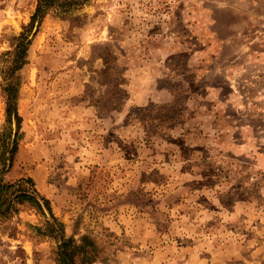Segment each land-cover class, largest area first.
Returning <instances> with one entry per match:
<instances>
[{
  "label": "rangeland",
  "instance_id": "374dc122",
  "mask_svg": "<svg viewBox=\"0 0 264 264\" xmlns=\"http://www.w3.org/2000/svg\"><path fill=\"white\" fill-rule=\"evenodd\" d=\"M37 2L0 0V264H55L52 213L95 264H264V0L50 11L15 75L18 126L3 88Z\"/></svg>",
  "mask_w": 264,
  "mask_h": 264
},
{
  "label": "trees",
  "instance_id": "16d2710c",
  "mask_svg": "<svg viewBox=\"0 0 264 264\" xmlns=\"http://www.w3.org/2000/svg\"><path fill=\"white\" fill-rule=\"evenodd\" d=\"M87 1L88 0H38L36 10L31 17L30 23L23 27V31L17 37L15 50L9 53L12 58L9 59V73L5 80V87L3 88L6 104V117L9 124H11L13 118H15L18 126H20L21 116L18 112V92L20 82L15 75L25 64L28 63V51L29 46L32 43V40L29 37L35 23L43 20L46 14L50 11H53L58 16L66 18V16L85 5ZM12 186V184L0 182V207L3 206L5 197ZM15 197L19 204L29 203L38 208L39 211H42L41 205L35 195L24 192ZM43 199L52 213L49 201L45 198ZM51 216L54 222H46L47 232H42L41 228H38L37 230L42 234L49 233V235L55 239L56 246L52 250L55 264H95L100 258L102 259L101 250L92 237L89 235H84L80 239L67 237L63 223L59 222L53 213Z\"/></svg>",
  "mask_w": 264,
  "mask_h": 264
}]
</instances>
